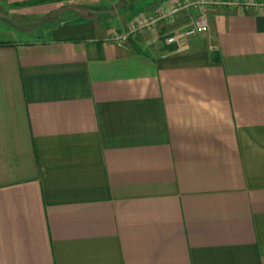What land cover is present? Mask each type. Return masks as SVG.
Returning a JSON list of instances; mask_svg holds the SVG:
<instances>
[{
    "label": "crops",
    "instance_id": "obj_1",
    "mask_svg": "<svg viewBox=\"0 0 264 264\" xmlns=\"http://www.w3.org/2000/svg\"><path fill=\"white\" fill-rule=\"evenodd\" d=\"M26 1L0 0V264H264V10L168 41L188 11L126 34Z\"/></svg>",
    "mask_w": 264,
    "mask_h": 264
},
{
    "label": "built area",
    "instance_id": "obj_2",
    "mask_svg": "<svg viewBox=\"0 0 264 264\" xmlns=\"http://www.w3.org/2000/svg\"><path fill=\"white\" fill-rule=\"evenodd\" d=\"M212 5L235 7L241 10L250 8L264 10V0H166L164 5L151 11L140 12L129 20L124 27V33H137L159 23L167 24L176 12L186 10L191 15L190 24L182 30L172 31L166 37L168 41L178 40L181 35H192L205 31L208 22L205 8Z\"/></svg>",
    "mask_w": 264,
    "mask_h": 264
},
{
    "label": "rangeland",
    "instance_id": "obj_3",
    "mask_svg": "<svg viewBox=\"0 0 264 264\" xmlns=\"http://www.w3.org/2000/svg\"><path fill=\"white\" fill-rule=\"evenodd\" d=\"M165 1L166 0H105L93 5L96 10L94 12L89 11V13L91 12V14L95 16H101L117 27L120 20H127L128 22L140 12L151 11L152 9L164 5ZM76 9H79V11H88L85 8L82 9L81 6H77ZM57 18L58 17H52V19L49 20L43 19L42 26L44 27L52 24ZM13 19L19 22L23 20L22 17L16 16Z\"/></svg>",
    "mask_w": 264,
    "mask_h": 264
},
{
    "label": "trees",
    "instance_id": "obj_4",
    "mask_svg": "<svg viewBox=\"0 0 264 264\" xmlns=\"http://www.w3.org/2000/svg\"><path fill=\"white\" fill-rule=\"evenodd\" d=\"M40 1H45V0H30V1H26L24 3H32V2H40Z\"/></svg>",
    "mask_w": 264,
    "mask_h": 264
}]
</instances>
